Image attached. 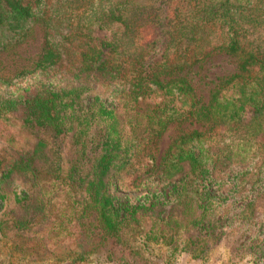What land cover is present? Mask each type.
Listing matches in <instances>:
<instances>
[{"label": "trees", "instance_id": "trees-1", "mask_svg": "<svg viewBox=\"0 0 264 264\" xmlns=\"http://www.w3.org/2000/svg\"><path fill=\"white\" fill-rule=\"evenodd\" d=\"M41 1L34 8L28 0H0V50L23 41L38 16L45 26L36 65L14 78L38 74L48 80L19 99L5 94L0 100V122L12 120L16 128L7 144L24 131L32 134L20 154L0 156L10 161L0 186L9 201L11 187L21 182L29 191L18 202L24 214L53 222L62 215L51 200L61 182L68 183V194H61L68 197V241L81 240L77 249L68 243L69 262L86 259L91 245L125 244L124 230L145 228V218L156 213L160 223L170 224L161 220L159 206L171 204L173 212L181 205L183 182L197 184L193 216L214 211L211 199L230 197L231 212L259 216L264 0ZM217 51L243 58L238 72L220 79L202 103L191 82L175 73ZM12 82L0 77V84ZM195 118L210 123L209 129L178 136L158 160L156 143L170 124ZM122 182L130 191L120 192ZM155 184L161 191L152 189ZM138 190L143 193L130 195ZM4 212L15 223L26 219ZM77 212L82 214L73 216ZM210 222L209 228L215 226ZM255 227L245 225L246 231Z\"/></svg>", "mask_w": 264, "mask_h": 264}, {"label": "rangeland", "instance_id": "rangeland-1", "mask_svg": "<svg viewBox=\"0 0 264 264\" xmlns=\"http://www.w3.org/2000/svg\"><path fill=\"white\" fill-rule=\"evenodd\" d=\"M28 1H31L34 8H41L44 5L41 0ZM44 40L45 26L42 17L38 16L23 41L0 50V77L13 79L9 86L4 83L0 84V100L5 99V94L19 99L25 96L31 88L48 83L44 76L38 74L33 75L28 81L14 78L20 71L32 69L36 65L42 53ZM242 58L243 56L239 54L217 51L175 75L186 77L193 85L198 100L208 103L220 79L238 72ZM60 86L57 84L56 87L60 88ZM12 126V120L0 122V156L8 153L14 157L20 154L28 146L25 138L32 137L31 133L24 131L12 141V144L8 145L6 142L8 137L16 131V128ZM209 127L210 123L196 118L181 124H170L156 143L155 156L159 160L178 136L189 134L197 129L206 131ZM4 128H10V133L4 132ZM230 132L224 135H230ZM225 138L228 140L227 137ZM9 162V158H4V160L0 158V176L9 167ZM66 173L64 172L63 175ZM58 184H60V179ZM121 184L123 189L120 192L130 191L125 183ZM182 184L186 185V192L181 205L177 204L173 212H168L172 207L171 204L159 206V209L163 208L160 218L165 216L161 220L170 224L165 226L164 223H160L156 218L159 213H156L153 218H145L147 224L145 228L134 226L125 229V244L114 241L102 248L91 245L90 254L86 259L73 262L68 261V243H72V248L77 249L79 247L77 242L81 240L75 236L68 241V197L61 196V194H68V183L62 181L60 187H56L58 193L52 198L51 203H55L59 209L56 214L62 216L53 222L42 219L40 215L29 216L28 212H26L27 215L24 214L25 210L19 204L26 199L29 191L21 182L11 187L14 190L9 196V201L2 191L4 186L1 184L0 215L3 227L0 231V264H264V194L258 201L260 214L254 216L256 217L254 219L248 218L250 214H247L248 217L236 214L239 208L231 212V203L235 201L231 197L223 201L210 198L209 202H216L210 208L213 206L216 209L208 210L202 214L203 216L197 217V215H191L196 204L193 200H198L194 197L197 184L194 186L186 182ZM157 185L155 184L152 189L161 191L162 187ZM169 190L170 188L167 187L166 192ZM130 193L131 196H136L143 192L138 190ZM33 203L31 201L27 206L30 207ZM237 204L238 200L233 208H236ZM6 206L7 210L13 211L18 216L26 217V219L15 223L12 216L4 215L6 214L4 210L7 211ZM81 214L77 212L73 216ZM81 220L83 223L89 221L84 215ZM210 221H215V226L209 228ZM175 222H177V228H172ZM253 222L256 227L246 231L245 225ZM80 233L81 229H78L76 234Z\"/></svg>", "mask_w": 264, "mask_h": 264}]
</instances>
